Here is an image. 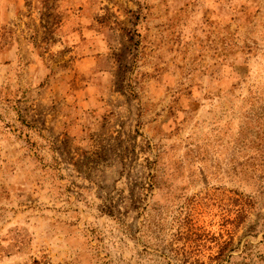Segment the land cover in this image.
I'll list each match as a JSON object with an SVG mask.
<instances>
[{
	"label": "rangeland",
	"instance_id": "374dc122",
	"mask_svg": "<svg viewBox=\"0 0 264 264\" xmlns=\"http://www.w3.org/2000/svg\"><path fill=\"white\" fill-rule=\"evenodd\" d=\"M16 42L0 264H264V0H0Z\"/></svg>",
	"mask_w": 264,
	"mask_h": 264
},
{
	"label": "crops",
	"instance_id": "0c3cea01",
	"mask_svg": "<svg viewBox=\"0 0 264 264\" xmlns=\"http://www.w3.org/2000/svg\"><path fill=\"white\" fill-rule=\"evenodd\" d=\"M21 51L22 48H20L17 42L12 44L9 43L6 45H0V65L5 64L7 68L9 66L13 68L21 66V58H24L20 53ZM9 78L10 77L7 72L5 80H0L2 81V83H0V102L3 103H9V101L17 100V97L23 93V90L18 83L13 84L12 80L7 81L9 80ZM17 80H19L18 75Z\"/></svg>",
	"mask_w": 264,
	"mask_h": 264
}]
</instances>
